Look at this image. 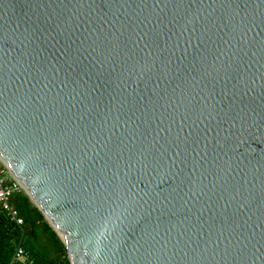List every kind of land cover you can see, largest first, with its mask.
I'll list each match as a JSON object with an SVG mask.
<instances>
[{"label":"water","instance_id":"1","mask_svg":"<svg viewBox=\"0 0 264 264\" xmlns=\"http://www.w3.org/2000/svg\"><path fill=\"white\" fill-rule=\"evenodd\" d=\"M0 159L71 264H264V0H0Z\"/></svg>","mask_w":264,"mask_h":264},{"label":"trees","instance_id":"2","mask_svg":"<svg viewBox=\"0 0 264 264\" xmlns=\"http://www.w3.org/2000/svg\"><path fill=\"white\" fill-rule=\"evenodd\" d=\"M12 205L24 219L27 232L22 236L20 229L0 213V264L10 263L19 243L32 254L34 264H71L65 245L29 197L15 193Z\"/></svg>","mask_w":264,"mask_h":264},{"label":"built area","instance_id":"3","mask_svg":"<svg viewBox=\"0 0 264 264\" xmlns=\"http://www.w3.org/2000/svg\"><path fill=\"white\" fill-rule=\"evenodd\" d=\"M18 192H21V185L0 159V213L7 218L9 223L19 228L23 236L27 232L24 219L12 205L13 196ZM9 264H34V262L32 254L22 243H19Z\"/></svg>","mask_w":264,"mask_h":264},{"label":"rangeland","instance_id":"4","mask_svg":"<svg viewBox=\"0 0 264 264\" xmlns=\"http://www.w3.org/2000/svg\"><path fill=\"white\" fill-rule=\"evenodd\" d=\"M21 192H23L24 193V191H23V188L21 187ZM50 226V225H49ZM41 253H43V251H41ZM68 257H69V255H68Z\"/></svg>","mask_w":264,"mask_h":264},{"label":"bare ground","instance_id":"5","mask_svg":"<svg viewBox=\"0 0 264 264\" xmlns=\"http://www.w3.org/2000/svg\"><path fill=\"white\" fill-rule=\"evenodd\" d=\"M25 189V188H24ZM52 224H53V222H52ZM59 234L62 236V234L59 232ZM64 239V238H63ZM71 257V256H70Z\"/></svg>","mask_w":264,"mask_h":264}]
</instances>
